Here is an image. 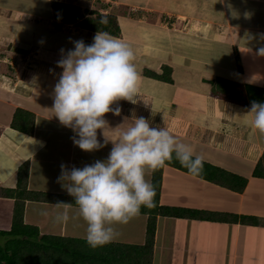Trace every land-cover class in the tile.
Returning <instances> with one entry per match:
<instances>
[{"label": "crops", "instance_id": "obj_1", "mask_svg": "<svg viewBox=\"0 0 264 264\" xmlns=\"http://www.w3.org/2000/svg\"><path fill=\"white\" fill-rule=\"evenodd\" d=\"M52 1L0 0V187L15 188L29 160L28 187L66 198L27 200L25 222L144 244L147 214L67 196L148 202L162 144L247 183L234 191L165 164L161 204L224 215H158L152 264H264V109L253 106L264 107V0H100L119 35L50 25ZM14 207L0 194L2 230Z\"/></svg>", "mask_w": 264, "mask_h": 264}, {"label": "trees", "instance_id": "obj_2", "mask_svg": "<svg viewBox=\"0 0 264 264\" xmlns=\"http://www.w3.org/2000/svg\"><path fill=\"white\" fill-rule=\"evenodd\" d=\"M58 18L67 23L80 24L85 28L118 34L120 27L117 18L111 14H98L83 18L75 5L54 1ZM249 97H254L253 92ZM254 94L256 92L254 91ZM253 101L254 98H252ZM254 107L264 109L253 103ZM262 161V162H261ZM255 169L256 175L264 176V155ZM165 164L175 165L187 172L203 175L233 190L242 191L247 179L219 166L202 161L194 156L178 152L160 144L156 150L152 171L150 200L137 202L124 199H107L81 195L67 196L69 204L97 208L145 213L148 215L146 241L144 244L112 242L71 236L41 234L37 225L25 222L24 212L27 200L52 201L66 200L64 195L30 189V161L21 164L17 172L15 188L0 187V194L15 200L13 221L9 230L0 229L6 236L5 246H0V264H152L153 248L158 215L221 220L224 214L161 204V191Z\"/></svg>", "mask_w": 264, "mask_h": 264}, {"label": "rangeland", "instance_id": "obj_3", "mask_svg": "<svg viewBox=\"0 0 264 264\" xmlns=\"http://www.w3.org/2000/svg\"><path fill=\"white\" fill-rule=\"evenodd\" d=\"M55 0H53L52 1V5H53V2H54ZM56 1H60V2H66L67 4H71V5H75V6H77V8H78V12H80L82 15H83V18H89V17H96L98 14H111V15H114V16H116L114 13H113V10H112V8L110 7V8H104V7H101L100 6V4H99V2H100V0H56ZM109 4V3H108ZM53 9H54V11H55V15L53 16V17H51V18H47L48 19V21L50 22V25H52L53 26V23H55L56 22V24H59L62 28H60V29H63V30H65L63 27H65L66 26V29L67 30H71L72 32H75V33H77L78 32V30H81V29H88V30H92V31H97V30H94V29H90V28H85V27H83L81 24H80V22L78 21V22H74V23H67V22H64V21H62L61 19H59L57 16V14H58V11L56 10V8H54L53 7ZM106 9H108L109 11H106V12H103L104 10H106ZM31 19H32V21L34 22V23H42V22H44L45 21V19H44V16L43 15H41V14H33V15H31ZM116 18H117V16H116ZM117 22H118V25H119V21H118V18H117ZM119 27H120V25H119ZM99 32H103V31H99ZM121 32V31H120ZM120 32L118 33V34H116V35H119L120 34ZM104 33H109V32H104ZM109 34H111V35H113V33H109ZM115 35V34H114ZM22 73V72H21ZM26 78V77H25ZM5 80V79H4ZM22 83H26V81H24V80H22L21 81ZM26 84H28V83H26ZM32 84V83H31ZM27 86H29V85H27ZM33 93H34V91H33ZM33 93L31 92H29V95H30V97H31V99H32V97H33ZM26 94H28V93H26ZM33 100V99H32ZM119 101H118V99L116 100V103H117V105H116V114H118L119 112H121V109H119V106H120V104L121 103H118ZM17 103H18V101H17ZM20 103V102H19ZM21 104V103H20ZM23 106L25 105L24 103L22 104ZM27 108H30V107H27ZM26 110V112H27V114H28V116L29 117H27V119H29V122L28 121H26V126L27 127H32V118H31V116H30V113L27 111V110H29V109H25ZM168 188H169V185H168ZM182 199H183V197H182ZM13 221V220H12ZM1 226H0V228L1 229H5L7 226H4V225H2V224H0ZM11 228V227H10ZM5 239V237L3 238L1 235H0V246L1 247H4L5 246V242L4 241H6V240H4ZM4 242V243H3Z\"/></svg>", "mask_w": 264, "mask_h": 264}, {"label": "clouds", "instance_id": "obj_4", "mask_svg": "<svg viewBox=\"0 0 264 264\" xmlns=\"http://www.w3.org/2000/svg\"><path fill=\"white\" fill-rule=\"evenodd\" d=\"M223 169V168H222ZM225 170V169H224ZM233 190V189H232ZM235 191V190H234Z\"/></svg>", "mask_w": 264, "mask_h": 264}]
</instances>
